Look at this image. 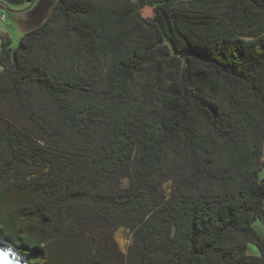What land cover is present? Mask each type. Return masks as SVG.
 Returning <instances> with one entry per match:
<instances>
[{
	"label": "trees",
	"instance_id": "1",
	"mask_svg": "<svg viewBox=\"0 0 264 264\" xmlns=\"http://www.w3.org/2000/svg\"><path fill=\"white\" fill-rule=\"evenodd\" d=\"M36 17L1 42L0 235L30 264H264V0Z\"/></svg>",
	"mask_w": 264,
	"mask_h": 264
},
{
	"label": "rangeland",
	"instance_id": "2",
	"mask_svg": "<svg viewBox=\"0 0 264 264\" xmlns=\"http://www.w3.org/2000/svg\"><path fill=\"white\" fill-rule=\"evenodd\" d=\"M43 1L48 3L51 0H0V49L2 38L5 36L10 37L13 48L18 46L21 37L35 26V24L32 23L33 15ZM140 8L144 15H151L153 13V7L148 4L141 5ZM3 15H6V19L2 18ZM1 70L2 66L0 65V71ZM263 177L264 168L259 173V178L262 179ZM127 183L128 181L125 180L124 184L127 185ZM165 186H167L168 190L170 184L167 183ZM254 227L264 236V224L261 221H255ZM131 238L132 234L130 230L124 227L119 228L115 233V239L123 251H126L131 242ZM0 242L13 246L1 235ZM251 252L257 255L259 254L255 245H251Z\"/></svg>",
	"mask_w": 264,
	"mask_h": 264
},
{
	"label": "water",
	"instance_id": "3",
	"mask_svg": "<svg viewBox=\"0 0 264 264\" xmlns=\"http://www.w3.org/2000/svg\"><path fill=\"white\" fill-rule=\"evenodd\" d=\"M56 0H51L50 2L43 1L40 5L48 4L49 9L51 6L55 3ZM38 9V8H37ZM48 12V10L46 11ZM39 15L40 13L37 12ZM36 12L33 15L32 23L35 25H38L41 23L42 19L38 18L36 19ZM0 251H6L8 253L7 260L11 261L12 264H30L25 257H23L20 252L14 247L10 246L8 244H4L0 242ZM0 264H7V261L4 259V257H0Z\"/></svg>",
	"mask_w": 264,
	"mask_h": 264
},
{
	"label": "snow or ice",
	"instance_id": "4",
	"mask_svg": "<svg viewBox=\"0 0 264 264\" xmlns=\"http://www.w3.org/2000/svg\"><path fill=\"white\" fill-rule=\"evenodd\" d=\"M0 257H4V259L7 261V264H12L11 261L7 260L8 253L6 251H0Z\"/></svg>",
	"mask_w": 264,
	"mask_h": 264
},
{
	"label": "built area",
	"instance_id": "5",
	"mask_svg": "<svg viewBox=\"0 0 264 264\" xmlns=\"http://www.w3.org/2000/svg\"><path fill=\"white\" fill-rule=\"evenodd\" d=\"M2 18H3V19H6V15H3Z\"/></svg>",
	"mask_w": 264,
	"mask_h": 264
}]
</instances>
